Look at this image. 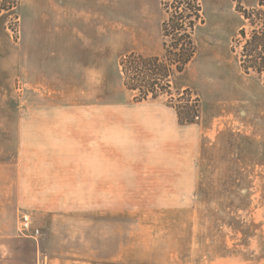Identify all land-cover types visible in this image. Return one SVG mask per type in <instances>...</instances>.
Masks as SVG:
<instances>
[{"label":"rangeland","instance_id":"obj_1","mask_svg":"<svg viewBox=\"0 0 264 264\" xmlns=\"http://www.w3.org/2000/svg\"><path fill=\"white\" fill-rule=\"evenodd\" d=\"M17 1L0 16V264L264 262V86L234 49L257 0H202L172 83L200 99L190 126L166 97L134 103L118 65L163 54L175 0ZM219 69L240 93L211 87Z\"/></svg>","mask_w":264,"mask_h":264},{"label":"trees","instance_id":"obj_2","mask_svg":"<svg viewBox=\"0 0 264 264\" xmlns=\"http://www.w3.org/2000/svg\"><path fill=\"white\" fill-rule=\"evenodd\" d=\"M172 5L171 7H169ZM17 0H0V16L15 10ZM167 19L161 25L163 54L129 51L118 65L125 90L134 103L166 97L179 125H193L200 116V99L190 89L173 95V79L183 73L197 54L196 27L203 23L202 0H175L163 4ZM243 24L234 40L241 71L259 78L264 86V0L238 8Z\"/></svg>","mask_w":264,"mask_h":264},{"label":"crops","instance_id":"obj_3","mask_svg":"<svg viewBox=\"0 0 264 264\" xmlns=\"http://www.w3.org/2000/svg\"><path fill=\"white\" fill-rule=\"evenodd\" d=\"M217 74L215 75H210V76H206L207 78H208V80L210 79V81H211V87L213 88V89H221V91L222 92H224L225 94H226V92L227 93H229V92H231V94L233 95L235 92H237V93H240V91L239 90H236V87H234V86H231V90L229 91L228 89L227 90H225V89H223V87H222V81H221V83L217 80V78L219 77V73H222V71H221V69H219L217 72H216ZM215 76V77H214ZM221 85V86H220ZM226 92H225V91ZM176 115V114H175ZM177 118V117H176ZM188 126H190V125H188ZM173 264H187V263H173ZM213 264H216V263H213ZM217 264H264V262H241V263H217Z\"/></svg>","mask_w":264,"mask_h":264},{"label":"built area","instance_id":"obj_4","mask_svg":"<svg viewBox=\"0 0 264 264\" xmlns=\"http://www.w3.org/2000/svg\"><path fill=\"white\" fill-rule=\"evenodd\" d=\"M22 229L24 231H30L32 230L31 226H30V221H29V217L28 216H23V219H22ZM36 234H38V230L35 231Z\"/></svg>","mask_w":264,"mask_h":264}]
</instances>
